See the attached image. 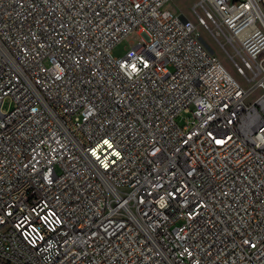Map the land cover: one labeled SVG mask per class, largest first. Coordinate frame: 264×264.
Segmentation results:
<instances>
[{"label": "built area", "instance_id": "2783aa9c", "mask_svg": "<svg viewBox=\"0 0 264 264\" xmlns=\"http://www.w3.org/2000/svg\"><path fill=\"white\" fill-rule=\"evenodd\" d=\"M168 2L0 0V264H264V0Z\"/></svg>", "mask_w": 264, "mask_h": 264}, {"label": "rangeland", "instance_id": "374dc122", "mask_svg": "<svg viewBox=\"0 0 264 264\" xmlns=\"http://www.w3.org/2000/svg\"><path fill=\"white\" fill-rule=\"evenodd\" d=\"M196 0H169V2L165 5L167 9H171L175 12H183L186 14L194 23H196L193 15L190 13V7L192 3ZM141 35L138 33V30H133L127 36H125L122 40H120L116 45L112 48V54L114 56H120L124 54V52L131 47L135 42L139 41ZM200 40L204 44V46L214 53L218 59L222 62V64L226 67V69L230 72V74L239 80L243 86H247L244 82L243 78L237 73L236 69L231 64L228 56H226L211 40L208 34L203 31H200ZM7 105V101L4 103V106Z\"/></svg>", "mask_w": 264, "mask_h": 264}]
</instances>
